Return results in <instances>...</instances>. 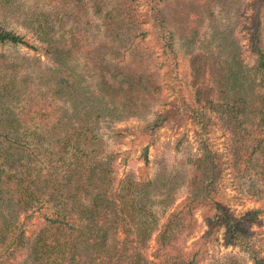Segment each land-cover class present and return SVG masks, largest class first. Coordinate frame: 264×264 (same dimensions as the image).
<instances>
[{
    "label": "trees",
    "instance_id": "1",
    "mask_svg": "<svg viewBox=\"0 0 264 264\" xmlns=\"http://www.w3.org/2000/svg\"><path fill=\"white\" fill-rule=\"evenodd\" d=\"M64 2L61 15L55 11L38 25L46 64L9 60L0 52V264H195V253L182 251L181 237L196 208L216 207L214 157L186 156L173 169L160 162L143 180L130 171L119 177L117 155L102 151L98 133L100 119L136 117L139 97L156 95L146 69L152 60L143 47L147 34L161 53L158 69L175 65L161 0ZM263 27L257 16L248 63L230 26L216 33L212 53L196 30L187 44L201 47L189 55L193 100L228 132L232 173L264 185ZM5 45L28 46L0 25V47ZM124 53L136 63L121 73L111 58ZM119 73L125 86L110 85L105 75ZM161 121L154 117L144 130L153 132ZM141 156L147 164L145 149ZM43 207L48 216L33 225L34 212ZM248 235L242 219L229 220L225 241L253 264H264ZM150 241L152 259L146 256ZM220 264L238 263L227 258Z\"/></svg>",
    "mask_w": 264,
    "mask_h": 264
},
{
    "label": "rangeland",
    "instance_id": "2",
    "mask_svg": "<svg viewBox=\"0 0 264 264\" xmlns=\"http://www.w3.org/2000/svg\"><path fill=\"white\" fill-rule=\"evenodd\" d=\"M66 5L64 0H0V25L21 36L28 45H5L0 47V52L9 60L19 62L22 59H34L46 64L47 60L37 40L38 25L46 24L55 11L61 15ZM257 7L261 11L256 12ZM139 10L142 11L143 7L140 6ZM159 10L166 28L173 36L175 65L158 69L156 62L161 61V53L150 34H147L143 47L151 52L152 60L146 62V69L156 81V95L151 99L139 97L142 106L136 117L100 119L98 133L102 140V151L117 155L115 169L119 177L130 171L140 180L151 177L160 162L168 169H173L186 156L209 152L218 169L214 188L217 204L214 209L205 206L192 212L189 227L182 233L181 249L186 254L195 253V264H220L227 258L235 259L238 264H253L244 251L225 241L226 229L230 219H242L248 229V244L259 258L264 259V185L250 175L240 177L232 173L228 159V132L214 113L194 102L189 55L201 47H189L187 41L190 33L196 30L200 40L207 44L206 53H212L219 39L216 33L230 26L240 45L241 56L248 63L251 59L249 43L255 18L258 16L261 25H264V0H161ZM208 10L212 16H207ZM111 60L120 66L121 73L135 68L136 60L128 53L118 60ZM21 70L26 72L23 68L18 71L22 73ZM208 76H211L210 70ZM105 78L112 86H125L120 83V73L114 77L105 75ZM196 112L200 115L193 117ZM154 117H162L159 127L153 132L145 131L144 128ZM143 149L146 151L147 164L141 156ZM183 198V194L179 195L172 209ZM48 214L46 207L41 208L34 212L31 223L39 224L41 215ZM29 232L27 228L26 234ZM154 249L155 245L150 241L146 249L149 259H152Z\"/></svg>",
    "mask_w": 264,
    "mask_h": 264
}]
</instances>
